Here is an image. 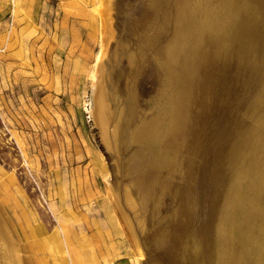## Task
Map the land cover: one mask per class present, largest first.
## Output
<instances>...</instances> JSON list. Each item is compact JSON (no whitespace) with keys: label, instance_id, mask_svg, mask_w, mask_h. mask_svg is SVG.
<instances>
[{"label":"rangeland","instance_id":"obj_1","mask_svg":"<svg viewBox=\"0 0 264 264\" xmlns=\"http://www.w3.org/2000/svg\"><path fill=\"white\" fill-rule=\"evenodd\" d=\"M224 1L0 0V264H264V0Z\"/></svg>","mask_w":264,"mask_h":264},{"label":"bare ground","instance_id":"obj_2","mask_svg":"<svg viewBox=\"0 0 264 264\" xmlns=\"http://www.w3.org/2000/svg\"><path fill=\"white\" fill-rule=\"evenodd\" d=\"M224 1V0H223ZM239 1V0H238ZM223 3H225V5H227L228 3H227V1H224ZM239 7V6H238ZM237 8V7H236ZM189 17V16H188ZM182 18V17H181ZM192 26V25H191ZM193 27V26H192ZM196 36V35H195ZM172 45H173V48H174V50H177V48H178V46L176 45V44H173L172 43ZM180 45V44H179ZM170 47V46H169ZM173 50V51H174ZM132 55V54H131ZM131 57V56H130ZM133 58V57H132ZM168 66V65H167ZM102 114H103V112H102ZM108 120H109V118H108ZM151 128V127H150ZM150 128H148L147 127V129H143V133H144V135H150V136H152V132H153V130H150ZM117 129V128H116ZM119 131V130H118ZM114 133H116V132H114Z\"/></svg>","mask_w":264,"mask_h":264},{"label":"crops","instance_id":"obj_3","mask_svg":"<svg viewBox=\"0 0 264 264\" xmlns=\"http://www.w3.org/2000/svg\"><path fill=\"white\" fill-rule=\"evenodd\" d=\"M26 1H28V4H29V6L30 5H32V2L33 1H36V2H38V1H40V0H26ZM59 1V0H58ZM52 2H54V0H42V3H46L47 4V6H48V4H51ZM62 2V1H61ZM50 10V9H49ZM26 12H30L31 13V16H32V8L31 7H27V10H26ZM48 12H46V14H47ZM67 16V15H66Z\"/></svg>","mask_w":264,"mask_h":264}]
</instances>
